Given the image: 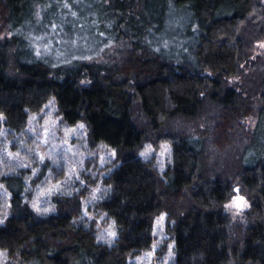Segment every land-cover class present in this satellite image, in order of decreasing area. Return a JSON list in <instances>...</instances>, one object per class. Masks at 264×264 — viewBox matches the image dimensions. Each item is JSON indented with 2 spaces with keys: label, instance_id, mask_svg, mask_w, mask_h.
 <instances>
[{
  "label": "trees",
  "instance_id": "16d2710c",
  "mask_svg": "<svg viewBox=\"0 0 264 264\" xmlns=\"http://www.w3.org/2000/svg\"><path fill=\"white\" fill-rule=\"evenodd\" d=\"M263 41L262 0H0V135L17 150L53 100L115 152L81 174L99 189L89 206L66 188L40 207L23 175L1 176L5 264H132L161 214L173 264H264ZM162 142L160 171L140 153ZM236 189L250 202L237 238Z\"/></svg>",
  "mask_w": 264,
  "mask_h": 264
},
{
  "label": "rangeland",
  "instance_id": "374dc122",
  "mask_svg": "<svg viewBox=\"0 0 264 264\" xmlns=\"http://www.w3.org/2000/svg\"><path fill=\"white\" fill-rule=\"evenodd\" d=\"M262 2L264 4V0ZM256 47V55L264 56V41ZM113 52L115 51L111 53ZM27 131L28 139L15 142L19 150H13V142L6 135H0V196H3L4 201L6 202L8 195L1 184V176L16 173L25 177L27 187L40 207L51 204V197L64 192L66 188L83 189L90 195L84 199V204L89 206L95 203L99 189H92L81 174L95 177L96 170L90 165L92 162H98L102 168L113 166L115 152L102 146L92 148L87 140L86 126H66L53 100L42 112L31 117ZM140 155L145 160L153 158L159 170L163 171L170 163L171 146L167 142H162L157 147L147 144ZM237 195L244 197L242 205L235 203ZM235 197L225 206L234 232L246 221L250 209V202L243 194L238 191ZM100 228L101 240L108 241L115 237L113 224L104 222ZM233 235L238 237L237 232ZM171 238L167 231V217L161 214L155 220L151 248L134 258L132 264H173L175 253ZM0 264H5L1 252Z\"/></svg>",
  "mask_w": 264,
  "mask_h": 264
},
{
  "label": "snow or ice",
  "instance_id": "6c2138e0",
  "mask_svg": "<svg viewBox=\"0 0 264 264\" xmlns=\"http://www.w3.org/2000/svg\"><path fill=\"white\" fill-rule=\"evenodd\" d=\"M236 191L238 192L239 189H236ZM243 202H244V197H243V196H239V195H237V196L235 197V203H236L237 205H242Z\"/></svg>",
  "mask_w": 264,
  "mask_h": 264
}]
</instances>
